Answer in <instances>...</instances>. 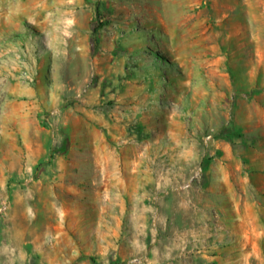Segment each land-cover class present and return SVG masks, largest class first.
Returning a JSON list of instances; mask_svg holds the SVG:
<instances>
[{
	"label": "rangeland",
	"instance_id": "rangeland-1",
	"mask_svg": "<svg viewBox=\"0 0 264 264\" xmlns=\"http://www.w3.org/2000/svg\"><path fill=\"white\" fill-rule=\"evenodd\" d=\"M90 256L264 264V0H0V264Z\"/></svg>",
	"mask_w": 264,
	"mask_h": 264
},
{
	"label": "trees",
	"instance_id": "trees-1",
	"mask_svg": "<svg viewBox=\"0 0 264 264\" xmlns=\"http://www.w3.org/2000/svg\"><path fill=\"white\" fill-rule=\"evenodd\" d=\"M98 15H99V12H98ZM104 23L100 22L99 23V26L103 25ZM100 27H97L96 30H98ZM95 42H97V39L95 40ZM90 259V261L92 262V264H96V260L94 257L90 256L88 257ZM114 264H124V263H114Z\"/></svg>",
	"mask_w": 264,
	"mask_h": 264
},
{
	"label": "built area",
	"instance_id": "built-area-1",
	"mask_svg": "<svg viewBox=\"0 0 264 264\" xmlns=\"http://www.w3.org/2000/svg\"><path fill=\"white\" fill-rule=\"evenodd\" d=\"M209 138V137H208Z\"/></svg>",
	"mask_w": 264,
	"mask_h": 264
}]
</instances>
